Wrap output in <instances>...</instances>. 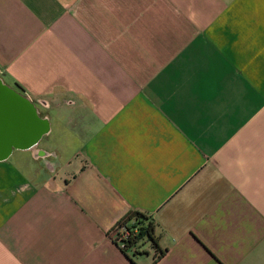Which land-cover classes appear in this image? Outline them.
Instances as JSON below:
<instances>
[{
  "label": "crops",
  "instance_id": "obj_1",
  "mask_svg": "<svg viewBox=\"0 0 264 264\" xmlns=\"http://www.w3.org/2000/svg\"><path fill=\"white\" fill-rule=\"evenodd\" d=\"M0 81V264H264V0H0Z\"/></svg>",
  "mask_w": 264,
  "mask_h": 264
},
{
  "label": "trees",
  "instance_id": "obj_2",
  "mask_svg": "<svg viewBox=\"0 0 264 264\" xmlns=\"http://www.w3.org/2000/svg\"><path fill=\"white\" fill-rule=\"evenodd\" d=\"M156 221L153 217L143 214V212L131 211L128 212L114 225L111 229V233L124 229L128 234V239L124 240V247L122 251L127 253L134 246L140 250L135 249L132 257L140 254H146L142 250L146 245L155 250L157 258L164 255V250H161L157 245L156 235ZM116 245V244H115Z\"/></svg>",
  "mask_w": 264,
  "mask_h": 264
},
{
  "label": "water",
  "instance_id": "obj_3",
  "mask_svg": "<svg viewBox=\"0 0 264 264\" xmlns=\"http://www.w3.org/2000/svg\"><path fill=\"white\" fill-rule=\"evenodd\" d=\"M11 98V104L12 101H14V104L17 106V108L23 107L26 109V99L25 97L20 94L15 92L14 90L8 88V86L1 84L0 81V116H5L6 118H0V122H7V103L6 100L7 98ZM32 105V104H31ZM6 129L7 127L5 126H0V161L7 159L9 155L11 154V149L13 147H22V143H18L17 141H14V138H11L10 136L7 135V133L1 131Z\"/></svg>",
  "mask_w": 264,
  "mask_h": 264
},
{
  "label": "built area",
  "instance_id": "obj_4",
  "mask_svg": "<svg viewBox=\"0 0 264 264\" xmlns=\"http://www.w3.org/2000/svg\"><path fill=\"white\" fill-rule=\"evenodd\" d=\"M110 237L111 241H113V243L116 244L122 250L124 247V240L128 239V234L126 231H124V229H120L118 231H115L114 233H111L110 230ZM136 248L137 247L134 246L127 253L133 254ZM137 250L140 249L137 248Z\"/></svg>",
  "mask_w": 264,
  "mask_h": 264
},
{
  "label": "rangeland",
  "instance_id": "obj_5",
  "mask_svg": "<svg viewBox=\"0 0 264 264\" xmlns=\"http://www.w3.org/2000/svg\"><path fill=\"white\" fill-rule=\"evenodd\" d=\"M145 249H149V247L146 245L145 247L142 248L143 251H145Z\"/></svg>",
  "mask_w": 264,
  "mask_h": 264
}]
</instances>
